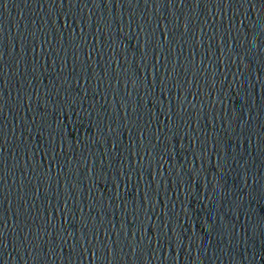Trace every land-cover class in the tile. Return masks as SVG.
I'll return each mask as SVG.
<instances>
[{"label":"water","instance_id":"95a60500","mask_svg":"<svg viewBox=\"0 0 264 264\" xmlns=\"http://www.w3.org/2000/svg\"><path fill=\"white\" fill-rule=\"evenodd\" d=\"M0 89L34 264H264V0H0Z\"/></svg>","mask_w":264,"mask_h":264}]
</instances>
